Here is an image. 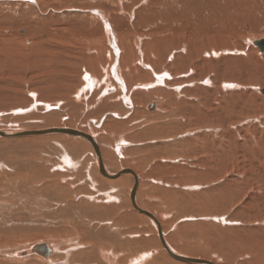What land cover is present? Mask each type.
<instances>
[{"label":"rangeland","instance_id":"374dc122","mask_svg":"<svg viewBox=\"0 0 264 264\" xmlns=\"http://www.w3.org/2000/svg\"><path fill=\"white\" fill-rule=\"evenodd\" d=\"M101 12L107 14L112 31L119 36V42L122 39L129 40L135 49L138 44L142 49L147 48V51L152 49L153 54L149 56L153 60L152 64L156 62L166 64L167 67H174L175 64L179 69L178 75L167 67L163 71L157 70L159 83L156 86L165 89V93L161 98L148 99L147 104L144 102L140 105L141 115L129 129L114 127L111 137L114 148L101 141L107 165L113 172L127 167L139 174L138 202L147 205L152 213L159 216L165 236L179 252L219 264H264V94L261 92L264 87V53L254 45L255 40L264 39V0H0V128L70 126L92 130L98 138L103 136L101 126L97 124L104 118L96 110L103 106L105 95L99 97L98 103L97 96L93 95L96 91L85 97L80 94L83 103L74 99L80 87L79 82H84L81 79L84 70L80 67L85 62L78 60L85 53L82 47L99 48L101 52L104 51L102 47L107 50L112 48L106 38V27L98 18ZM216 51L219 53L215 54ZM178 54H182L185 59L175 61ZM224 56L225 60H218ZM206 60L209 66L204 64ZM191 62L200 67L197 70H185ZM71 66L73 71L69 69ZM156 75L153 81H156ZM193 75L197 79H192ZM173 80L181 85L180 88L174 87L177 84L169 87L168 83ZM188 93L190 96H187ZM166 95L168 99L173 97L169 107L175 111L177 118L169 119L165 126L178 120L183 121L182 125L178 128L175 124L178 129L159 131L160 134L152 130L144 136L147 138H143L142 142L131 141L132 144L117 145L121 136L129 139L132 128H135L134 132H139L152 125L148 121L154 113H164L162 105H159L157 111H150L144 106L151 105L157 99L161 103ZM197 101L207 105L206 110L213 106L219 107L216 109L217 116L212 115L202 123V116L199 115L203 114L189 105ZM181 104L185 106L177 110ZM192 111L199 115L196 117ZM111 112L122 113V110L114 108ZM186 122L189 125H185ZM204 133L209 136L208 144L203 142L206 138L203 137ZM201 134L202 141L199 140ZM17 141L11 144V141H0V153L4 154H0V163L4 162L2 164L10 166L11 172L15 173L19 164L43 165L48 174L45 178L38 175L34 180L20 176L18 182L21 185L30 184L28 188L37 192L47 187L49 190L46 194L50 192L54 195L53 199L59 202L66 198L64 192L59 193L62 196L59 198L53 188H67L69 202L78 199L83 191L82 200L78 202H86V209L94 199L103 198L102 194L97 195L91 187V179L97 177L93 171L95 157L88 145L84 149L86 144L79 146L78 142L65 136L18 138ZM204 144L208 146L205 150ZM69 146L72 149L79 148V154L82 153L80 156L75 155L81 161L79 169L74 171L71 166L66 167V158H61L63 152L73 159L69 154ZM108 151H111V157L106 155ZM106 185L100 193L111 189V186ZM125 185H112L115 190L111 193L116 195L112 196L114 200L103 198L97 204L122 207L129 200L132 187L128 183ZM0 187V198L3 201L11 200L8 194L10 187L3 179L0 180ZM32 209L28 207L21 210V213L28 215L31 221L42 219L43 211L40 208L35 211ZM127 211L132 210L128 208ZM60 212L55 225L53 220L45 218L42 219L44 222L30 226H13L19 227L21 231L0 237V264H15L4 257L6 254L2 250L26 247L49 239L52 242L57 238L60 241L68 239L62 242V248L73 252V255L87 249L81 242L87 230L81 224L71 226L69 220L62 223L58 220L62 218L61 215L62 219L68 216ZM118 218L103 220L110 224H122L121 228H117L124 232H130L132 229L129 228L134 227L148 229L145 233L120 236V245L127 239L133 241L140 236L152 239L155 236L152 224L144 218L129 223H119ZM123 224H126L124 228ZM23 228L35 232L21 234L28 232ZM7 229L11 228H4ZM110 234L115 235L116 232L111 231ZM114 245L117 259L110 261L113 264H130L132 257L136 258L145 252L140 245H134L128 251L124 246L118 248ZM147 251H151L148 260L153 254L160 253L155 248ZM97 253L84 258L76 257V261L84 264H110L106 263L99 251ZM36 256L43 263L47 261L44 257ZM69 261L73 262L71 259Z\"/></svg>","mask_w":264,"mask_h":264},{"label":"bare ground","instance_id":"6f19581e","mask_svg":"<svg viewBox=\"0 0 264 264\" xmlns=\"http://www.w3.org/2000/svg\"><path fill=\"white\" fill-rule=\"evenodd\" d=\"M99 16L100 17H98V18L104 23V25L106 27V30H107L106 32L108 34V35L106 34V36H107L106 38L108 39V41H109L108 43H110L112 48L107 50V49H105V47H102V48H104V51L101 52V51H99V48H96L98 44L95 47L96 49H91V48H88V46H84V43L83 44L81 43V45L84 46L82 48H83V50H85L84 51L85 53L81 54L80 57L78 56V54H77V56L79 57L78 60H83V63L85 62L84 64L81 62L83 65H82V67H80L81 70L82 69L84 70V71H82L83 75H82V78H81L82 80H84V82L83 81L82 82L78 81L79 84H80L78 86H80V87H78V89L76 90V93H75L76 95H75L74 99L75 100H80L79 102L83 103V97H85L86 95L88 96L89 93L96 91L93 95L97 96V101L96 102L98 103L99 99H100L99 98L100 96L101 97H102V95L106 96V97L104 96V104H103V106L99 110H96V113H98L99 116L104 118L103 121L101 120L102 122H99L97 124V125L101 126L100 128H101V132L103 133V136L98 138L96 132H94L92 130L91 131H87V130H84V129L70 127V126H55V125H52V126H49L47 128L44 127V128H36V129L0 128V141H2L4 143H7V142L11 141V142H9L11 144V143H13L14 140L17 141L18 138H29V139L30 138H41V139L45 138V139H47L49 137L52 138V136H65V137L71 138V140H74V142H76V143L78 142L77 144H79V146H81L80 144H82V145L86 144L84 149L87 148V145H88V148H90L92 150V154L95 157V160H94L95 161V163H94L95 166H94L93 171H94V174L96 175L97 178L91 179V187H92V189H94V191L97 192V195H101L102 194L103 198L105 200L109 201V200H112L113 199L112 196L115 195V194H112L113 191L115 190L114 187H112V185H116L117 186V185H119L121 183H122V185H125V184L128 183V184L132 185V187L130 186L131 191H130L129 200L126 201V204H124L122 207H120V206L119 207H117V206L115 207V204H114V206L107 207V206H101V205L97 204V202H101V201L104 200L103 198L99 197L97 199H94L92 201L93 202L92 205L88 209H86L85 208L86 207L85 206L86 202L85 203L83 201L78 202V200H82L81 199V195L83 194L82 190H81L82 194L79 196L78 199L76 198V200H77V203H76L75 202L76 200H74L72 202L68 201V197L69 196H68V193L66 191L67 188L61 189V190H58L59 188L58 189L53 188V190L55 191L54 193L57 194V197H59V198L62 197L61 194H59V193H61V192L63 193L64 192L63 194L65 195L66 198H64L63 202H59V201H56V200L53 199L54 195L51 194L50 192H49V194H46V191L49 190L47 187H42L41 192L40 191L37 192L35 189H34L35 190L34 191L32 188H28L30 186V184H28L29 186L27 184H24V183L21 185L20 182H18V179H20L19 178L20 176L30 177L31 180L36 179L38 177V175H40V177H42V178H45L48 175L45 172V170H46L45 167L46 166L44 167L43 165H34V164H26V165L22 164L21 165V164H19V167L17 168V171L15 173V171L11 172L10 169H12V168L9 169L10 166L8 164H7V166H9V167H5V165H3L4 162H2L3 164L0 163V180L3 179L7 183V185L10 187L9 189L11 191L8 192V194H9V197H11V200L8 199L6 201H3L0 198V237H3L4 235H5V237H8L11 234L17 233V231H21V230H18L19 227L14 228L13 226H16L18 224H26L27 226H30V224H34V223H37V222H44V220H42V219H45V218H49L50 220H53V225H55L56 224L55 221H56L57 218H59L58 217V215H60L59 213H61L60 211H62L63 213L67 214V216H68L67 219H62L63 216L61 215L62 218H60L58 220H60L62 223L66 222V220H69L72 223L71 226H73L75 224H81V227L83 229L87 230L86 231V237L82 238L83 240H81L82 244L84 246H86L87 249H84V250L82 249V251H80L78 254H74L76 256L73 255V252H71L69 250L65 251L62 248V242H66L68 239H66L65 241H60L59 238H57V239L55 238L56 242L55 241L52 242L49 239V240L40 241V242H37V243H34V244H29L26 247L24 246V247H19V248L17 247V248H14V249L2 250V252L4 254H6V256L7 255H9V256L6 257L4 254L3 255H4L5 258H9L10 259L9 261L11 263H15V264H30L31 262L32 263L35 262V263H38V264H44V263L45 264H84L83 262H81V263L77 262L76 261V257L84 258L86 255L94 256V253L95 252L97 253L99 251V253L104 256V260L106 261V263H108L111 260H116L117 259V254L115 253V250L113 249V244H116L117 247L118 246H124L127 251L129 249L133 248L134 245H137V246L140 245V246H142L143 249H145V252L143 254H141V256H137L136 258H133L131 256L132 259L130 261V264H209L208 262L214 263V264H219L218 262H214V261L202 258V257H196L193 254H192L193 255L192 256V255H190L188 253L187 254L181 253L177 249H175L174 246L171 244L170 240L164 234V230H163V227L161 225L162 223L160 222L161 220L158 218L159 216L157 217L154 213H152L147 205L140 204L138 202V197H137L138 189H139L138 187H139L140 179H141L139 174H137V172L134 169L127 168V167H123V168L119 169L118 171L113 172L114 170L111 171V169H110L111 167L109 165H107L108 163H106V160H104V157H106V156H105L104 151L101 149V141H103L104 143L105 142L108 143L110 146H113V143L111 141L112 140L111 137L113 136L112 132H113L114 127L115 128L118 127V129H122V128L123 129L124 128L125 129H129L130 126H132V123L134 121H136L141 115V112H140V107L141 106L140 105H143L144 102H145V104H147L148 99L149 100H154V99H156L158 97L161 98V96L165 93V89H161V86H156L157 83H159V80H158L159 77H157L156 73H157V70L158 71H161V70L163 71L167 66H166V64L163 65L161 63L158 64L156 62H153V64H152L153 60H152V58L149 57L150 54H153V51H151L152 49H150V51H147V48L142 49V47H140L139 44H138L137 49H135L134 48L135 46L130 44L129 40H125L124 41L122 39L119 42V39H118L119 36L117 35L118 36L117 37L115 35V33L112 31L111 22H110V20H109V18L107 16V14L105 15V13L103 14L101 12V14ZM130 20H131V18H130ZM126 38H128V37H126ZM128 39H130V38H128ZM96 42H97V40H96ZM96 42H94V43H96ZM125 42H127V44ZM77 46H78V44H77ZM89 51H94L93 52L94 54H89L88 53ZM71 53H72V51H71ZM183 53H184V51H183ZM214 53L218 54L219 52L216 51ZM70 57H72V56H70ZM74 57H75V55H74ZM74 57H73L72 60H74ZM225 58H226L225 56L224 57H219L218 60H225ZM154 59H156V58H154ZM183 59H185V58L182 56V54H180L179 56L175 57V61L176 60L181 61ZM75 60H77V59H75ZM184 62H185V60H184ZM81 63H79V64H81ZM183 63L181 65H183ZM204 64H207V66H209V61L208 60L204 61ZM110 67H112V68L110 69ZM198 67H200V66H198L195 62H191L189 67L185 68V70L186 69L188 71H192L194 69L197 70ZM167 68L170 69L171 72L175 73L176 75L179 74L178 66H175V64H174V67H167ZM69 69H71L73 71L72 66L69 67ZM153 74L156 75V81H153L155 79L154 78L155 75H153ZM86 76L88 77V79H85ZM192 79H197V76L193 75ZM165 81H166V79H165ZM168 84L170 85L169 87H171V85L174 86L176 84H177V86H174V87L180 88V86H181V85H178L179 83L177 81H175V80H173L172 82H169ZM83 92H85L86 94L83 93ZM205 93H206V91H205ZM80 94L83 97H80L79 96ZM168 95H170V94H168ZM168 95H166V97H164L165 95L163 96L164 99H162L163 101L161 103L158 102L157 101L158 99H157V100H155L156 102L152 103L151 105L144 106V107H147L148 110H150V111H154V110L157 111L158 107H160L162 105V108H163L162 111H164V113H162V114L159 113L158 114L157 113L158 111H157L156 112L157 115H154L155 114L154 113L152 116L150 115L151 117H149V121L148 122L150 124H152V125L153 124H157V125H153V126L152 125H148L147 126V124H146L147 128L145 127V129H143V130H141L139 132H134L135 128H132L133 132L130 134L129 139L121 136L120 138H118V140L116 142L117 145H121L122 146V145H124V143L132 144L131 141L140 142L144 138V136H146V134L148 135V132L151 133L150 131H152V130L155 133L158 132L160 134V132H164L165 130H168V129H171V130L172 129H175V130L178 129L180 127L179 125H182L181 122H183V121H180V120L175 121V122H173L174 125H173V123L170 122V124L165 126V124L167 123V121L169 119L171 120V119H176L177 118V117H175V111H173V109L171 107H169L171 105L170 101H171V99L173 97H171V98L169 97L170 99H168V97H167ZM187 96H190V94L188 93ZM76 98H79V99H76ZM93 98H95V97L93 96ZM81 100H82V102H81ZM202 104H203V102L201 103V102H198V101L195 102V104H193V103L189 104V105L194 107L193 110H197V112L199 111L200 114H203V115H199V114H196L194 111H192V112L195 113L196 117H197V115L202 116L201 117V122L202 121H208V119L212 115L213 116H217V112L218 111L216 109L219 108V107L215 108L213 106L214 108L212 107L210 110L209 109L206 110L208 108L207 105H205V104L202 105ZM182 106H185V104H181V106H179L178 107L179 109H177V110L183 109ZM114 108H118L119 110H122V113H120V112H116V113L111 112ZM159 111H161V110H159ZM222 111H223V109H222ZM108 112H110V113L107 114ZM108 115H112V116H108ZM148 116H149V114H148ZM115 117H117L120 120L116 119ZM124 117H127V119L124 120ZM175 124L177 125L178 128L175 127ZM184 124L185 125H189V122H186ZM216 124H217V122H216ZM201 125H203V124H201ZM133 126H135V125H133ZM143 128H144V126H143ZM53 129H61V130L68 129V130L78 131V132L83 133L86 137H89V138L80 137V136H74V135H69V134H62V133H51V134H42V135L37 134L38 132H43V131L47 132V131L53 130ZM89 129H91V128L89 127ZM33 133H35V134H33ZM165 134H167V133L165 132ZM203 137H206V138L203 139ZM203 137H202V134H201L199 136V138H200L199 140L202 141V139H203V142L207 143V141L209 140V136L204 133ZM114 138H116V137H114ZM145 138H147V137H145ZM153 138H154V136H153ZM157 138H158V136H157ZM113 140H115V139H113ZM189 140H191V139H189ZM197 140H198V138H197ZM152 141H154V140H152ZM203 142H201V143H203ZM116 143L114 145H116ZM207 144L206 145L204 144V146H203L204 149L203 150H205L208 147ZM249 146H250V144H249ZM114 147L115 146H113V148ZM82 148H80V149H82ZM78 149L79 148L72 149V147L69 146L68 150L71 151V152H69V154L72 156L73 159L69 158L70 156L68 155V153L65 154V153L62 152V156H61V158L63 157V159L66 158V159H64V162L67 163L66 167L67 166L68 167L71 166L73 171L76 170V168L79 169L78 165H79V163L81 161V158L80 159L79 158L76 159L77 157L75 158V155H77V156L78 155L79 156L82 155V153L79 154V150ZM178 150H180V149H178ZM127 151H129V150H127ZM133 151H135V149ZM250 151H251V149H250ZM106 152H107V150H106ZM181 153H183V152H181ZM246 153H248V152H246ZM111 154H112L111 151H108V153L106 155L111 157ZM1 155H4V154H1ZM178 155H180V154H178ZM125 156L127 157V155H125ZM122 157H124V156H122ZM230 157H228V159ZM250 157H252V156H250ZM90 158H91V156H90ZM141 158H143V156ZM15 160H17V159H15ZM107 162H109V161H107ZM126 162H128V161H126ZM224 162H226V161H224ZM13 166H15V165H13ZM224 166H225V164H224ZM254 166H256V164ZM31 169H34V170L32 171ZM250 169L252 170V167H250ZM49 171H48V173H49ZM206 172H208V171H206ZM208 174H210V173H208ZM21 179H23V178H21ZM187 180H189V179H187ZM85 183H87V182H85ZM104 184H105V186H107L106 184L111 186V189H108V190L106 189L105 192L100 193V190L103 191ZM56 185H58V184H56ZM97 186L101 187L102 189L101 188L97 189ZM0 193H1V187H0ZM117 195H119V194H117ZM6 196H7V194H6ZM56 204H57V206H55ZM215 204L218 205V203H216V202H215ZM112 205H113V203H112ZM26 207L27 208L28 207H33L32 210H34V211H35L36 208H40V210L43 211V213H44L43 215H41L42 219H35L33 221L29 220V216L28 215H26L24 213H21V210H26L27 209ZM56 207H58V208H56ZM127 207L130 208L132 211L128 212L127 211L128 210ZM51 208H56V209H51ZM91 208H93L92 210H94V211H92ZM120 211H126V212L123 213V214H120L119 213ZM115 217H116V219H117V217H119L118 218V221H120L119 223H124L125 221H128V223L129 222H135L136 219H140L141 220V218H144L147 221H150V223L152 224V227L155 229L154 230L155 236L152 239L151 238L150 239H144V237L141 238V236L137 240H133V241L127 239V240L124 241V243L122 245H120V242H119V240H121L120 236L123 237V236L126 235V236L129 237V236H131V234L133 236L136 233H139V234L140 233H145L146 231H148V229H146V228L140 229L141 227L140 228L139 227H134V228H129V229H132L130 231L131 233L130 232H124L125 230L124 231L122 230L123 231L122 232L121 229L119 230L117 228V226L119 228H121L122 224H118V225H117V223L110 224V222L103 220L104 218H114L115 219ZM124 225H126V224H123L122 228H124ZM56 226L58 227L59 224H57ZM64 226H66V225H64ZM98 226H100L102 228L99 227V229H98L97 228ZM73 227H75V226H73ZM125 227H127V226H125ZM4 228H11V229L4 230ZM62 228H63V225H62ZM23 229L28 231V232L27 233H24V232L22 233L21 232V234H26L27 235V234H31L32 232H35L32 229H28V228H23ZM127 229H128V227H127ZM111 231H115L116 234L115 235L114 234L111 235L110 234ZM75 232H77V231H75ZM148 238H149V236H148ZM58 243H59V247H58ZM67 243H69V242H67ZM116 245H114V246H116ZM151 248H155L156 250H159L160 253L159 254H155V255L153 254L151 259L148 260L149 257L151 256V251H147V250H149ZM59 250H60V252H59ZM45 254H48V255L44 256ZM118 254H120V253H118ZM36 255H38L39 257H42V258L44 257V259L47 260V261L46 262L44 261V263H43L41 261V259L39 260L37 258ZM22 256H26V257H22ZM182 258H185L186 260H182ZM69 259H71L73 262H70ZM189 259L196 260V263H193L192 261L191 262L187 261ZM93 261H95V260H93ZM110 264H113V263L110 262Z\"/></svg>","mask_w":264,"mask_h":264},{"label":"water","instance_id":"95a60500","mask_svg":"<svg viewBox=\"0 0 264 264\" xmlns=\"http://www.w3.org/2000/svg\"><path fill=\"white\" fill-rule=\"evenodd\" d=\"M254 45L256 47L259 48V50L264 53V39H260V40H257L254 42ZM261 92L264 94V88L261 90ZM51 133H62V134H69V135H74V136H80V137H85V138H89V137H86L83 133L81 132H78V131H73V130H68V129H64V130H61V129H53V130H49L47 132L43 131V132H38L37 134H51ZM35 134V133H33ZM48 254H45L44 256H47ZM182 260H186L185 258H182ZM187 261H192L193 263H196V260H193V259H189ZM198 263V262H197ZM203 263V262H202ZM209 264H214V263H210L208 262Z\"/></svg>","mask_w":264,"mask_h":264},{"label":"snow or ice","instance_id":"6c2138e0","mask_svg":"<svg viewBox=\"0 0 264 264\" xmlns=\"http://www.w3.org/2000/svg\"><path fill=\"white\" fill-rule=\"evenodd\" d=\"M85 79H88V77L86 76Z\"/></svg>","mask_w":264,"mask_h":264}]
</instances>
